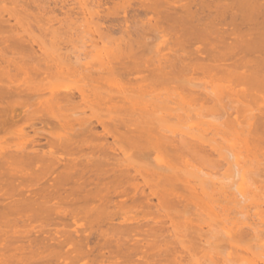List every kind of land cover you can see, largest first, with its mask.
<instances>
[{
  "label": "bare ground",
  "instance_id": "6f19581e",
  "mask_svg": "<svg viewBox=\"0 0 264 264\" xmlns=\"http://www.w3.org/2000/svg\"><path fill=\"white\" fill-rule=\"evenodd\" d=\"M69 1L0 0V264H264V0ZM167 130L221 154L237 192Z\"/></svg>",
  "mask_w": 264,
  "mask_h": 264
},
{
  "label": "rangeland",
  "instance_id": "374dc122",
  "mask_svg": "<svg viewBox=\"0 0 264 264\" xmlns=\"http://www.w3.org/2000/svg\"><path fill=\"white\" fill-rule=\"evenodd\" d=\"M66 1H69V0H66ZM69 2H70V1H69ZM116 3H117V2H115V5H116ZM113 4H114V3H112V4H111V3L107 4V5H106V8L116 7V6H113ZM3 17H4L5 19L7 18V20H8V19L10 20V21L8 20L9 22H11V23H9V24H12V23L14 24V22H13L14 20H13L12 18H8V16H6V15H4ZM128 25H129V24H128ZM75 38H76V37H75ZM82 38H83V37H81V39H78V40H77V43H78V44H75V43H74V45H73L74 48L71 47V49H72L73 51H77V52L80 51V52H81V47H80V46H82L81 43L83 42V44H84V43L87 41L86 36H85L86 40H82ZM83 39H84V38H83ZM81 40H82V41H81ZM80 42H81V43H80ZM79 43H80V45H79ZM155 43L158 44V43H159V40H157ZM155 43L153 42V44H155ZM156 44L153 45V46L155 47ZM85 45H87V43H86ZM84 47H85V46H82L83 49H86V48H87V47H85V48H84ZM72 50H71V51H72ZM78 50H79V51H78ZM86 50H87V49H86ZM86 50H84V51H86ZM88 50H89V48H88ZM88 50H87V51H88ZM161 50H162V49H161ZM82 51H83V50H82ZM152 52H153V51H152ZM152 52H151L150 56H151V55H152V56H156V55L158 56V53H157V52H155V53H153V54H152ZM164 53H165V52H164ZM164 53H163V54H164ZM159 54H160V53H159ZM91 56H92V55H91ZM151 58H152V57H151ZM153 59H154V58H153ZM155 59H156V58H155ZM88 61H89V60H88ZM196 75H197V74H196ZM199 76H200V74L198 75V77H199ZM193 77H195V75H193ZM196 77H197V76H196ZM198 77H197V79H198ZM201 77H202V76H200L199 78H201ZM202 79H203V78H202ZM203 80L206 81V82H207V81H208V82L210 81V80H209L208 78H206V77H205ZM201 81H202V80H201ZM195 82H196V81H195ZM224 83H225V82H223V83L221 82V83H219V85H220V84H221V85H226V83H225V84H224ZM197 84H198V83H197ZM199 84H200V81H199ZM206 84H207V83H206ZM211 85H212V84H211ZM211 85H210V86H211ZM210 86H209V83H208L207 86L204 85V84H201V87H200V89H197V92L201 91L202 87H203V88H208V87H210ZM213 87H214V86H213ZM236 89H237V88H236ZM201 92H203V91H201ZM196 106L198 107L199 105H196ZM212 106H213V104H212L211 102H206L205 104H203V107H204V108H203V109H200V111H198L200 114H202L203 122L210 123L211 121H218V120H217V119H218V118H217L218 116H214L215 114L211 115V114L209 113V112H210L209 109H210ZM252 106H253V108H254V105H252ZM201 108H202V107H201ZM212 111H213V110H212ZM217 112H219V111H217ZM193 113L195 114L196 117L198 116V115L196 114V112H191V114H190L189 117L192 118V117L194 116ZM199 113H198V114H199ZM215 113H216V112H215ZM85 114H86L85 116H88V115H90V112L87 110V111H85ZM179 114H180V113H179ZM192 115H193V116H192ZM216 115H218V113H216ZM183 117H184V116H183ZM183 117H181V118H182L181 120H184ZM198 117H199V116H198ZM198 117H197V118H198ZM191 118H189V119H191ZM194 118H195V117H194ZM204 119H205V121H204ZM171 120H172V119H171ZM174 120L176 121L177 119L174 118V119L172 120L173 123H175ZM178 120H179V119H178ZM181 120L179 121V124L181 123ZM185 120H186V119H185ZM191 120H193V119H191ZM197 120H199V118H198ZM195 121H196V120H194V122H195ZM209 121H210V122H209ZM182 122H183V121H182ZM184 122H185V123H183L184 125H185V124H186V125H189V124L193 123V122H189V121H184ZM212 123H216V122H212ZM176 124H177V123H176ZM179 124H178V125H179ZM183 124H182L181 126H183ZM170 125H172V124H170ZM176 127H177V126H176ZM184 127H185V126H184ZM184 127H183V128H184ZM179 128H180V126H179ZM169 130H170V129H169ZM174 130H175V128H174ZM174 130H173V132H174ZM57 131H58V130H57ZM97 131H100V128H97ZM163 131H165V130H163ZM163 131H162V132H163ZM54 132H56V131H54ZM173 132H172V133H173ZM56 133H58V132H56ZM166 133H167V136H166L165 134H163V135L166 136V137H169V138L171 139V140H169V141H170V142L172 141V143L175 145V149L177 150V153H178V154H181L180 156L185 157V158L183 159V161H184V160H186V161L188 160L189 163H192L193 167H196V169L198 168L202 173H205V172H206V174H207V173L210 174L212 178H215V177H216L215 179H216V180L218 179L217 181H219V179H220L221 182L224 181L223 183H225V182H227V181L230 182V183H228V182L225 183L226 186H228V185L231 186L230 191L233 190V192H235V193L237 192V191H236V186H237V185H235V183L237 182V179L232 178V177L230 176L229 172L231 171V169L228 170L229 167H230V165H228V164L226 163V161L222 159V157H219L221 154L218 156L216 153H214L213 151H211L208 147H206L205 150H204L203 152H200V153H198V154H196V153L194 154V152H192V150L189 149V147H188L187 149L185 148L187 143L185 144L184 142H185V140H186V141L188 140V139H185V138H186L185 136H184V139H182L183 136L180 135L181 133H179L178 131H177V132L175 131L176 134H175V133H174V134H170L171 131H170V133H169V131L167 130ZM181 136H182V137H181ZM166 137H165V138H166ZM166 139L168 140V138H166ZM107 140H108L109 143H110V140H111V139H110V140L107 139ZM182 140L184 141L183 143L185 144V147H184V144H183V143H182L183 146H182V144H181V141H182ZM218 141H219V143H220L219 138H218ZM221 143H222V142H221ZM226 143H227L228 145H230V141H229V142H226ZM173 144L170 143L171 147L174 146ZM172 145H173V146H172ZM228 145H226L225 143H223V144H221V147L218 146V149H219V147H220V148L222 149V151L225 152L224 155L227 154L226 159H227V157L230 156V152H229V154H228V151L230 150V148H226ZM222 146H223V147H222ZM225 146H226V147H225ZM169 147H170V146H169ZM171 147L169 148V150H172L173 154H175L174 151H173V149H171ZM182 147H183V148H182ZM125 148H126V150H127V148H130V147L125 146ZM223 149H224V150H223ZM225 149H227V150H225ZM228 149H229V150H228ZM133 150H134V149H133ZM127 151H128V150H127ZM129 151H131V148H130ZM220 151H221V150H220ZM131 152L133 153L134 151H131ZM131 152H130V153H131ZM261 152H263V151H261ZM205 153H207V154H209V155H207V154H205ZM160 154H161V153H160ZM160 154H159V153L157 154L156 152H153V153H151V155H150L149 158H148V159H150V160H149L150 162H149L147 159H146V160H147L150 164H151V161H152V165L154 166L155 163H156V160H155V159H156V157H161ZM178 154H177V155H178ZM119 155L121 156L120 153L118 154V156H119ZM228 155H229V156H228ZM170 156H171V155H170ZM221 156H222V155H221ZM167 157H169V156H167ZM167 157H166V158H167ZM178 157H179V156H178ZM178 157H176V158L178 159ZM183 157H180V158L182 159ZM163 158H164V156H163ZM180 158H179V159H180ZM161 159H162V158H161ZM170 159H171V158H170ZM172 159H173V157H172ZM173 160H175V159H173ZM173 160H172V161H173ZM227 160H229V159H227ZM244 160H245V159H244ZM167 161H168V160H167ZM176 161H177V160H176ZM179 161H180V160H179ZM211 161H212V162H211ZM241 161H243V160L241 159ZM241 161H240V162H241ZM263 161H264V160H263ZM141 162H142V161H141ZM141 162H140V163H141ZM148 162H147V163H148ZM243 162H244V161H243ZM243 162H242V163H243ZM142 163H143V162H142ZM147 163H145V164H147ZM178 163H179V165H180V162H178ZM178 163H177V164H178ZM262 163H264V162H262ZM174 164H175V163H174ZM147 165H148V164H147ZM152 165H151V166H152ZM160 165H161V163H160ZM240 165H241V163H240ZM228 166H229V167H228ZM147 167H148V166H147ZM148 168H149V167H148ZM227 168H228V169H227ZM230 168H231V167H230ZM226 171H227V172H226ZM150 173H151V172H150ZM230 173H231V172H230ZM212 174H213V175H212ZM231 175H232V174H231ZM227 176L230 177L231 180H234V179H235V180H234V181H231L230 178H228ZM263 178H264V177H263ZM215 179H214V180H215ZM140 180H141V179H137L136 182H137V183H140V182L142 183V181H140ZM229 180H230V181H229ZM249 181H250V180H249ZM249 181L247 182L248 184L250 183ZM141 183H140V184H141ZM233 183H234V184H233ZM129 184H130V183H129ZM232 184H233V186H232ZM124 185H125V184H124ZM124 185H123V186H124ZM127 185H128V183H127ZM138 185H139V184H138ZM229 186H228V187H229ZM141 187H144V186L139 185V188H138V190H137L138 192L136 191L137 194L135 193L136 196H138V198H142V197H140V191H141L140 189H143V188H141ZM130 189H132V188L130 187ZM130 189H129V187H124V190H126V193H127V194H129L130 192L133 191V190H130ZM147 189H148V188H146V186H145V188L143 189L144 192H146ZM231 189H232V190H231ZM147 193H148V191H147L145 194H147ZM129 195H130V194H129ZM132 196H134L133 193H132ZM136 196H134V197H136ZM136 198H137V197H136ZM152 202H154V203H152ZM152 202H151L152 205L155 204V202H156L155 199H153ZM182 203H183V202H182ZM183 204H185V202H184ZM183 204H180V207H184V210H185V211H184V210H183V211L186 212V208H185V206H184ZM182 205H183V206H182ZM190 205H191V204H190ZM191 206H193V205H191ZM178 207H179V205H178ZM178 207H176V208H178ZM180 207L178 208V210H176V209H173L174 211L170 210V211H172L173 213H172V212H170V213L168 212V213H167V214H170V215H169V218L174 219L175 223H177V224L174 225V226H177V225H179V224H181V223L184 224V222H185L184 217L189 218L190 221L193 220V222H194V221H197V222H198L199 220L201 221L202 218H204V220L207 221L206 218H208V217H206V218L204 217V213L206 214L207 212L204 211V213H203V217L201 218V217H199V215L202 216V215H201V212H202V211L200 212V214H199V212H197L198 215H196L197 213L195 212L194 209H193V212H192V211H189V210H191L192 208H191V209H190V207L188 208V204H187L186 207H187L189 210L187 211L186 216H183V213H182L183 211H182V212L180 211L179 213H178V212H175V210H176V211H179ZM194 208H195V207H194ZM154 209H155V208H154ZM154 209L152 208V211H150V213L153 212ZM182 209H183V208H182ZM182 209H180V210H182ZM195 209H196V208H195ZM227 209H228V208H227ZM261 209L264 210V204H262V208H261ZM145 210H146V209H145ZM196 210H197V209H196ZM219 210L221 211V209H219ZM224 210H226V209H224ZM233 210H234V211H233ZM258 210H259V209H258ZM138 211H139V209H138ZM141 211H143V209H141ZM197 211H198V210H197ZM222 211H223V209H222ZM222 211H221V212H222ZM255 211H256V210H255ZM255 211H254V212H255ZM143 212H145V211H143ZM155 212H156V214L158 213L157 210H156ZM155 212H154V213H155ZM159 212H162V215L165 214L163 211H159ZM194 212H195V213H194ZM225 212H226V213H224V212H222V213L227 214V216L229 217V219H230V218H231V219H232V218H235L236 216L239 217V218H241V220L238 219V218H236L237 221L240 222V223H241V221H244V220H246V223H247V221L249 220L248 218H247V219H246V218H245V219H244V218L242 219V217H241V216H242L241 213H240L238 210H236V208H233V207L230 208V207H229L228 211H225ZM233 212H235V213H233ZM247 212H248V215H251L250 217H252L253 219H255V220H251V218L248 216V217L250 218V220H249L248 222L256 223V222H255V221H256V217L252 216V213H253V207H252V208L249 207V211L247 210ZM258 212H260V211H258ZM145 213H146V212H145ZM216 213H218V212L216 211ZM216 213H215V214H216ZM222 213H221V214H222ZM236 213H240L241 216L236 215ZM151 214H152V213H151ZM151 214H150V215H151ZM156 214H155V216L159 215L160 213H158L157 215H156ZM181 214H182V215H181ZM184 214H185V213H184ZM191 214H192V215H191ZM193 214H194L195 216H194ZM219 214H220V213H219ZM219 214H216V217H217V215H219ZM221 214H220V215H221ZM150 215L147 216V219L150 217ZM162 215L159 216V217H160V218H161V217H164V216H162ZM207 215H209V214H207ZM207 215H206V216H207ZM213 215H214V214H213ZM213 215H212V216H213ZM220 215H219V216H220ZM222 215H223V214H222ZM222 215H221V216H222ZM245 215H246V214H245ZM152 216H153V217H152ZM152 216H151L152 218H155V216H154L153 214H152ZM165 216H166V215H165ZM196 216H198L199 218H197ZM219 216L217 217V220H218V218H220ZM223 216H224V215H223ZM223 216H222V217H223ZM157 217H158V216H157ZM152 218H151V219H152ZM169 218H168V219H169ZM196 218H197V219H196ZM210 218H212V217H210ZM210 218H209V219H210ZM224 218H225V216H224L222 219H224ZM155 219H156V218H155ZM161 219H162V218H161ZM161 219H159V221H160ZM163 219L165 220V222H166L167 224H170V223L167 222V221H171V222H172V219H169V220H168V219H165V218H163ZM198 219H199V220H198ZM229 219H227V220L229 221ZM149 220H150V219H149ZM149 220H148V221H149ZM164 220H161V221H160L161 223H159V221H157L158 223H156V221H155V224H153L154 222L151 223V220H150V221H149L150 223H148L149 225L146 224V223H143V224H144L145 226L148 225V228H149V226L154 227V226L157 224V226H155V227H156V228H159V229H161L162 227H165V229H166V227L168 226L169 228L167 227V229H169V231H171V230H172V229H170L171 226H170V225H167L166 223H164ZM182 220H184V221H182ZM215 220H216V219H215ZM176 221H177V222H176ZM180 221H181V223H180ZM186 221H187V220H186ZM210 221H211V219L208 220L206 223H208V222L210 223ZM222 221H223V222H226V221H224V220H221V223H222ZM228 221H227V224L229 225V224H230V223H229L230 221H229V222H228ZM253 221H254V222H253ZM143 222H144V221H143ZM193 222H191V224H192ZM201 222H202V221H201ZM203 222H204V221H203ZM232 222H234V220H233ZM244 222H245V221H244ZM258 222H259V221H258ZM258 222H257V223H258ZM163 223H164V224H163ZM173 223H174V222H173ZM186 223H188V221H187ZM186 223H185V224H186ZM195 223H196V222H195ZM195 223H193V224H195ZM206 223H205V224L202 223V225H203V226L201 227V230H202V231L206 230V228L208 229L209 226H208V225H207L208 227L205 226ZM209 223H208V224H209ZM215 223L219 224L220 222L218 221V222H215ZM240 223H236L235 225L240 224ZM257 223H256V224H257ZM160 224L163 225V226H161ZM193 224H192V225H193ZM211 224H212L211 227L217 229L218 226L214 227L215 224H214V226H213V223H210L209 225H211ZM233 224H234V223H233ZM247 224H248V223H247ZM249 224H250V223H249ZM258 224L260 225L261 223H258ZM165 225H166V226H165ZM187 225H188V224H187ZM192 225L187 226V227L189 228V227H191ZM200 225H201V223H200ZM221 225H222V224H221ZM224 225H225V224H224ZM259 225H258V226H259ZM261 225H262V224H261ZM160 226H161V227H160ZM180 226H182V225H179V226H177V227H180ZM222 226H223V225H222ZM222 226L219 227L218 229L220 230V229L222 228ZM225 226H226V225H225ZM229 226H230V225H229ZM231 226H232V225H231ZM182 227H183V226H182ZM182 227H181V228H182ZM196 227H197V225H196ZM196 227H195V228H196ZM227 227H228V226H227ZM261 227H262V226H261ZM183 228H184V227H183ZM195 228L192 227V230H193V229H194V230L198 229V227H197L196 229H195ZM199 228H200V226H199ZM244 228L247 229L246 226H245ZM263 228H264V226H263ZM146 229H147V227H146ZM165 229L162 228V231L165 230ZM167 229H166L165 231H168ZM209 229H210V228H209ZM211 229H212V228H211ZM216 229H215V230H216ZM218 229H217V230H218ZM246 229H244V230H246ZM259 230L261 231V228H259ZM263 230H264V229H263ZM263 230H262V231H263ZM259 233L261 234V232H259ZM263 233H264V231H263ZM262 235H263V234H262ZM262 235H261V236H262ZM263 236H264V235H263ZM261 239H262V242H264V241H263L264 238L262 237ZM193 241H194V240H193ZM194 242H196V240H195ZM214 243H215V242H214ZM217 243H218V242H217Z\"/></svg>",
  "mask_w": 264,
  "mask_h": 264
}]
</instances>
